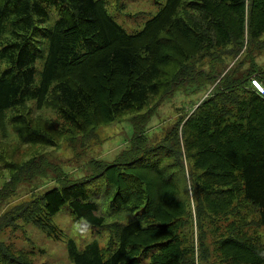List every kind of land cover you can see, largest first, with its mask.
Returning a JSON list of instances; mask_svg holds the SVG:
<instances>
[{
    "label": "trees",
    "instance_id": "obj_1",
    "mask_svg": "<svg viewBox=\"0 0 264 264\" xmlns=\"http://www.w3.org/2000/svg\"><path fill=\"white\" fill-rule=\"evenodd\" d=\"M106 1L0 0V132L8 123L22 144L56 146L128 113L134 131L120 160L90 161L89 177L51 167L60 185L7 211L0 229L21 219L60 238L51 218L67 205L109 232L105 246L67 238L73 264H264V240L249 230L264 228V99L250 83L264 86V0H165L135 32ZM207 89L149 143L152 99ZM31 102L60 125H45ZM104 202L106 216L132 219L107 222ZM32 255L0 240V264H41Z\"/></svg>",
    "mask_w": 264,
    "mask_h": 264
},
{
    "label": "rangeland",
    "instance_id": "obj_2",
    "mask_svg": "<svg viewBox=\"0 0 264 264\" xmlns=\"http://www.w3.org/2000/svg\"><path fill=\"white\" fill-rule=\"evenodd\" d=\"M165 0H107L106 8L126 31L135 32L140 30L145 21L153 16ZM160 4V5H159ZM258 67H264V52L257 56ZM37 69L40 70L41 62L38 61ZM230 67V66H229ZM38 73H36V80ZM207 90L188 92L187 94L174 92V95L154 98L150 106L157 103L150 120L143 127L149 143L159 140L173 121L180 115L188 113L195 103L208 94ZM33 115L44 117V124L49 126L60 125L54 109L42 107L36 109L34 103H29ZM9 111L6 118H8ZM128 113L111 123L100 126L95 130V137L79 135L74 141L68 140L67 135L60 137L56 146H42L40 144H22L19 142L12 127L5 123L4 132H0V221L4 223V214L14 206L29 201L45 190L59 186L60 182L54 176L55 166L69 180H77L89 177L94 172L90 164L91 160L98 159L111 162L120 160V152L126 149L134 134L131 117ZM48 123V124H47ZM57 128V127H56ZM5 133V134H4ZM31 158H40L44 171L40 167L24 171L23 165ZM42 174L38 175L37 172ZM18 182H13V177ZM108 203L104 202L99 207V213L106 216ZM133 213L128 212L118 216H106V221H119L126 223L132 219ZM255 218V213L249 209V219ZM51 222L63 231L60 238L46 235L43 231L31 223L21 219L12 221L0 229V240L12 244L18 249L28 250L33 253L32 259L41 264H73L67 256L66 240L71 238L79 249L86 244L96 241L100 246H105L109 239L106 229L99 230L97 227L87 225L82 219L77 220L70 213L67 205H64L55 213ZM251 233L258 234L264 240V228L252 226ZM149 257L145 259L148 261ZM208 264V263H206Z\"/></svg>",
    "mask_w": 264,
    "mask_h": 264
},
{
    "label": "built area",
    "instance_id": "obj_3",
    "mask_svg": "<svg viewBox=\"0 0 264 264\" xmlns=\"http://www.w3.org/2000/svg\"><path fill=\"white\" fill-rule=\"evenodd\" d=\"M250 83L256 89V92L264 99V86L254 78L250 79Z\"/></svg>",
    "mask_w": 264,
    "mask_h": 264
}]
</instances>
